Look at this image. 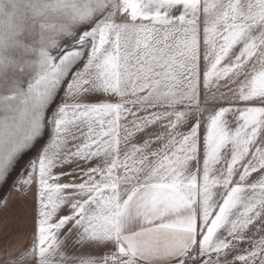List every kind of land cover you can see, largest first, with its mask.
<instances>
[{
	"label": "snow or ice",
	"instance_id": "6c2138e0",
	"mask_svg": "<svg viewBox=\"0 0 264 264\" xmlns=\"http://www.w3.org/2000/svg\"><path fill=\"white\" fill-rule=\"evenodd\" d=\"M0 264H264V0H0Z\"/></svg>",
	"mask_w": 264,
	"mask_h": 264
}]
</instances>
